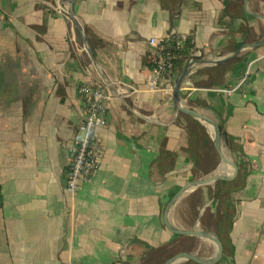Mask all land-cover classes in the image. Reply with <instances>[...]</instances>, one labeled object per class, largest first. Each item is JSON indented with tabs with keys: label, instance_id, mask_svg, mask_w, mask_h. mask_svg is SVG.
<instances>
[{
	"label": "crops",
	"instance_id": "crops-1",
	"mask_svg": "<svg viewBox=\"0 0 264 264\" xmlns=\"http://www.w3.org/2000/svg\"><path fill=\"white\" fill-rule=\"evenodd\" d=\"M150 39L187 50L172 83L189 64L181 104L218 125L237 181L217 199L216 183L187 189L168 224L216 237L215 264H264V0H0V264L213 262L214 242L164 225L183 187L224 177L200 166L218 156L207 125L177 112L172 87L148 88ZM83 83L133 90L107 103L100 169L70 194ZM224 212L220 240L204 226Z\"/></svg>",
	"mask_w": 264,
	"mask_h": 264
},
{
	"label": "built area",
	"instance_id": "built-area-1",
	"mask_svg": "<svg viewBox=\"0 0 264 264\" xmlns=\"http://www.w3.org/2000/svg\"><path fill=\"white\" fill-rule=\"evenodd\" d=\"M149 45L153 49V70L148 77V88L155 89L159 81L171 88L175 54L166 44L157 43L154 39H150ZM132 90L122 86L115 92L120 96H128ZM79 93L84 96L85 112L68 148L66 191L70 194H74L82 184L90 183L100 169L103 148L96 129L106 125L107 103L118 96L100 83H83Z\"/></svg>",
	"mask_w": 264,
	"mask_h": 264
},
{
	"label": "water",
	"instance_id": "water-1",
	"mask_svg": "<svg viewBox=\"0 0 264 264\" xmlns=\"http://www.w3.org/2000/svg\"><path fill=\"white\" fill-rule=\"evenodd\" d=\"M90 56H91V54H90ZM188 67H189V64H187L183 68V70L177 75L176 80H175L174 85H173V100H174V103H175V106H176V110H177L178 113H182V114L191 116V117L195 118L196 120L205 122V123H207L208 125H210L213 128V130H214V145H215V149H216V151L218 153V156L220 158L221 163L228 165L227 160H226V158L224 157V155L222 153V138H221L220 128L218 127V125L214 121H212L211 119L206 118L205 116H202V115H200L199 113H197V112H195L193 110H189V109L183 108V105L181 104L180 90L182 89V82L186 78ZM232 179H233V177L219 178V179L211 177V178H206V179H203V180L194 181L192 183H189L187 186L183 187L179 192H177L172 197V199L170 200V202H169V204H168V206H167V208L165 209V212H164V225L170 232H172L174 234H177V235H183V236H198V237L209 239V240H211L212 242L215 243L216 248H217V255H216L215 259L213 260V262L211 264H213V263L215 264V263L219 262L221 260V258H222L223 247H222L220 241L216 237L212 236L211 234H208V233L203 232V231H195V230L194 231H184V230H179V229H175V228L171 227L168 224L167 214H168L169 210L171 209V207L174 205V203L177 201L179 196L184 191H186L187 189H190V188H193V187H196V186H200L202 184H207V183H216V184H218L221 181L231 182ZM183 258H186V259H188L190 261H193V262H195L197 264L201 263L200 260H198L197 258H195L191 254L179 253V254L173 256L172 258L168 259L167 261H165L164 264H173L174 262H176V261H178L180 259H183Z\"/></svg>",
	"mask_w": 264,
	"mask_h": 264
},
{
	"label": "rangeland",
	"instance_id": "rangeland-1",
	"mask_svg": "<svg viewBox=\"0 0 264 264\" xmlns=\"http://www.w3.org/2000/svg\"><path fill=\"white\" fill-rule=\"evenodd\" d=\"M171 85H172V88H173L174 83H172ZM203 123L207 125V128L209 130L208 131L209 132V135H211V137H213L214 136V130H213V128L210 125H208L207 123H205V122H203ZM210 128H211V130H210ZM197 132H198L197 135L199 136V139H200V138H202V136H204L203 133H205V129L204 128H201V127L200 128H197ZM209 152L212 154V156H214L215 161L213 163H211L210 162L211 160L210 161H206L205 160L204 162H202V164H200L201 169L203 171L204 170H208V169L210 170L212 168V166L214 165V163H215V165H217V168H219V170H222L219 173V176H222L224 178L232 177V175L234 174L233 173L234 172V167L232 166V164H234V160L232 159V157L230 155V152L226 148V146H224L223 143H222V153H224L223 155L225 157H227L228 162H230V163H228L227 166H223L222 165L220 159L218 158V156L214 152V150H213V152L211 150H209ZM183 202H186V201H183ZM190 203L191 204L193 203V205H192V208H193L194 206L199 205V204L202 203V197L200 195H195L193 197L192 202H190ZM192 212L189 211V210H185V209L183 210L182 216L184 217L185 221L188 222L189 220H191L193 218L192 217ZM193 216H194V212H193ZM216 220L217 219L215 217L208 216L207 217V225H208V228H210L211 230L214 229V225H215ZM201 251H202V249H201ZM201 251H200V254H202ZM162 261H163V259H161V260L159 259V262L163 263Z\"/></svg>",
	"mask_w": 264,
	"mask_h": 264
},
{
	"label": "trees",
	"instance_id": "trees-1",
	"mask_svg": "<svg viewBox=\"0 0 264 264\" xmlns=\"http://www.w3.org/2000/svg\"><path fill=\"white\" fill-rule=\"evenodd\" d=\"M166 45L168 46V49L170 51H172L175 55L184 54L187 51V50L185 51L184 49L180 50L179 48H177V45L174 42L166 43ZM236 183H237V181H235V182L221 181L218 184H216L217 190H216L215 198L217 199L219 197V191L220 190L227 189L229 186L235 187ZM194 214H196V212H194ZM223 214H224L223 218H222L223 222L221 221L220 218L217 217L216 218L217 220H216L215 225H214V229L211 230L210 228H208L207 224L204 226V231H207V232L213 231L220 240H223L225 235L228 234V232L230 231L232 222H233V217L227 215L228 212H224Z\"/></svg>",
	"mask_w": 264,
	"mask_h": 264
},
{
	"label": "bare ground",
	"instance_id": "bare-ground-1",
	"mask_svg": "<svg viewBox=\"0 0 264 264\" xmlns=\"http://www.w3.org/2000/svg\"><path fill=\"white\" fill-rule=\"evenodd\" d=\"M228 163V162H227ZM224 166H227L226 164H224ZM224 168V167H223Z\"/></svg>",
	"mask_w": 264,
	"mask_h": 264
}]
</instances>
